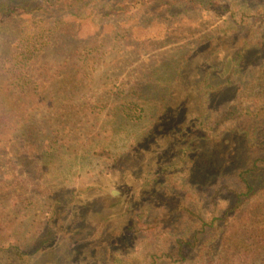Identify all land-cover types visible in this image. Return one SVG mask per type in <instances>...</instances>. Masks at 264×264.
<instances>
[{"label": "trees", "instance_id": "obj_1", "mask_svg": "<svg viewBox=\"0 0 264 264\" xmlns=\"http://www.w3.org/2000/svg\"><path fill=\"white\" fill-rule=\"evenodd\" d=\"M1 1L0 26L22 11L28 31L22 35V54L28 62H14L18 68L12 74L27 78L23 71L27 63H38L45 72L31 78L34 88L28 90L22 89L26 79L21 84L8 80L2 86L0 140L20 136L24 109L57 104V95L83 83L85 59L70 57L62 65L42 58L44 48L61 37L55 31L61 25L101 15L177 16L197 9L227 14L230 20L221 33L182 45L187 50L180 53L162 96L125 99L122 108L112 104L122 116L127 106L145 103L151 110L145 114L149 116L145 126L123 147H115L119 118L115 116L95 117L93 124L84 121L85 129L76 139L81 152L68 146H62L65 154L59 149L58 156L49 151L58 140H74L60 129L39 139L34 155L44 164L47 153H52L51 160L67 158V168L89 166L88 176L79 184L53 188L40 183L34 188L48 199L46 214L33 242L0 243L5 263L48 264V256H61L63 250V261L73 264L85 258L89 264L263 262L257 256L264 251V211H259L264 209L260 195L264 144L254 142L259 124L264 126V0ZM158 39L149 36L144 45L155 46ZM251 50L260 56L246 64ZM72 63L74 68L65 69ZM51 79L53 83L46 81ZM231 88L236 90L234 97L213 103L214 92ZM11 92L14 96L7 98L5 93ZM16 154L19 159L33 158L22 145ZM123 229L135 236L131 245L117 242L116 230ZM95 254L104 258L98 262L90 256Z\"/></svg>", "mask_w": 264, "mask_h": 264}, {"label": "rangeland", "instance_id": "obj_2", "mask_svg": "<svg viewBox=\"0 0 264 264\" xmlns=\"http://www.w3.org/2000/svg\"><path fill=\"white\" fill-rule=\"evenodd\" d=\"M9 1L11 0H7ZM229 21L227 14L219 15L214 10L197 9L177 16L170 13L158 16L147 12L139 15H101L85 18L83 22L61 25L55 30L57 31L55 33L60 34L61 37L44 48L42 58L62 65H65L64 60L70 57L85 59L84 81L77 89L75 87L73 91L66 89L63 94L57 95L56 97H60L57 104L24 109L27 116L23 115L22 124L18 126L20 132L17 134L20 136L11 139L7 135L0 140V243L14 242L26 246L34 241L39 230L38 226L41 225L46 214L48 202L40 190H34L40 183L57 188L62 184H79L88 176L89 166L82 165L80 169L78 166L67 168V158L51 160L54 157L52 153H47V162L45 161L44 164L43 158L34 155L38 152L36 147L40 144L39 139H46L51 132L60 129L74 137V140L69 139L67 142L58 140L56 142L59 143L53 144V149L49 151L55 152L58 156L59 149L65 154L62 146L64 148L68 146L74 153L81 152L80 144L76 143V139L85 129L82 128L84 121L93 124L95 117L100 116L103 119L104 116H115L119 118L118 128L115 129L118 131L114 135L116 145L114 143L113 145L123 147L131 135L145 126L149 117L145 114H150L151 110L145 103L143 107L141 104L131 108L127 106L126 115L122 116L121 109L116 111L112 104L122 108L125 99L130 100L137 96L145 98L162 96L167 91V84L170 82L171 73L176 67L180 53L187 50L182 45L191 46L204 36L221 33L225 29L224 26L229 25ZM180 25L188 35L182 34L184 31ZM24 27L26 21H22V11L0 26V93L2 86L8 80L11 83L21 84L26 79L27 83L22 89L34 88V82H30L31 78L36 77L40 71L45 72L44 69L38 68V63L30 65L27 63L28 66L23 69L27 78L22 79L20 72L18 73L21 74L20 79L12 74L18 68L13 65L14 62L19 60L28 62L22 54L25 48L22 35L28 32ZM175 29L177 32L174 33ZM179 32L182 37L176 36ZM154 35L159 37L157 45H144L147 37ZM256 55L257 52L251 50L245 63L255 62ZM215 62L219 64L218 58H215ZM73 65L74 63L66 66L65 69L74 68ZM46 81L54 82L52 79ZM22 89L13 88L18 91ZM235 92L234 88L216 91L212 96L213 103L220 105L224 99L234 97ZM25 94L22 93L23 98ZM5 95L11 98L14 93H5ZM96 105H100V108H94ZM128 112L139 118H130ZM60 122L66 123L60 128L58 126ZM66 124L69 125L66 127ZM259 126L256 134L258 137L254 143L264 144V126L261 123ZM20 145L22 150H26V154L33 153V158L25 155L19 159L16 149ZM50 164L51 168L47 170ZM18 176H22V181ZM261 181H264V173ZM260 195L264 199L263 183ZM159 210H161L160 204ZM259 211L262 212L264 209ZM116 231L117 242L125 246L135 242L136 238L130 231L124 229L120 232ZM64 253L65 250L61 252V256H48L47 263L73 264V261H63ZM90 256L94 259L98 258V262L104 258L103 254ZM257 257L263 260L259 264H264V251ZM89 263L85 258L78 264ZM0 264L7 263L0 257ZM19 264H22L21 260Z\"/></svg>", "mask_w": 264, "mask_h": 264}]
</instances>
